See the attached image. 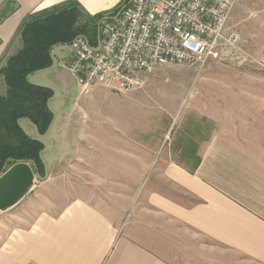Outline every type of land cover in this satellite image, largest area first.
Here are the masks:
<instances>
[{
  "label": "crops",
  "instance_id": "1",
  "mask_svg": "<svg viewBox=\"0 0 264 264\" xmlns=\"http://www.w3.org/2000/svg\"><path fill=\"white\" fill-rule=\"evenodd\" d=\"M124 2L0 0V12L10 5L0 20V67L20 49L18 30L24 20L68 5L91 16L108 15ZM54 51L53 65L31 74L29 80L54 88L43 77L56 64ZM70 53L61 55L60 60L65 56L61 65ZM63 81L65 85L67 80ZM5 89L0 75V95ZM203 110L195 113L200 119L190 117L195 123L184 124L182 142L174 150L163 149L153 167L151 162L143 166L150 176L142 188V205L135 204L134 190L128 186L104 195L99 192L101 178L93 188L85 178L81 195L70 194L62 192L59 182L50 181V175L14 205L0 210V264H176L166 255L181 264H197L198 247L205 249L206 264H213L219 254L222 264H264V147L239 140L236 127L220 123L216 127L225 128L214 129L213 110ZM22 122L28 133L31 129L35 133L34 126ZM139 207L145 229L135 228ZM151 221L168 238H185L192 244L161 245L165 241L148 227ZM155 237L157 243L151 240Z\"/></svg>",
  "mask_w": 264,
  "mask_h": 264
},
{
  "label": "rangeland",
  "instance_id": "2",
  "mask_svg": "<svg viewBox=\"0 0 264 264\" xmlns=\"http://www.w3.org/2000/svg\"><path fill=\"white\" fill-rule=\"evenodd\" d=\"M228 24L246 37L251 53L264 54V0H237ZM53 50L56 64L43 77L54 83L56 96L50 108L55 120L52 132L43 138L47 176L36 177L34 188L51 175L50 181L59 182L62 192L81 195V181L86 178L93 188L101 178L100 193L108 195L128 186L134 190L135 204L142 205V188L150 176L143 166L151 162L153 167L164 155L163 149L171 146L174 150L182 142L184 124L195 123L190 117L198 118L195 113H204L205 107L213 110L214 129H224L216 127L220 123L236 127L239 140L264 147V132L258 130H264V69L255 64L209 60L200 70L188 65L160 66L153 74L140 77V87L128 91L100 85L85 90L60 63L65 57L60 60L61 55H71L72 48ZM63 80H67L65 85ZM29 133L34 134L32 129ZM83 170L90 174H81ZM142 208L135 213V228L145 229ZM148 227L165 241L161 245L192 244L189 239L168 238L167 233L159 232L156 222ZM196 252L197 264H206L205 249L198 247ZM166 256L181 264L173 255ZM214 256L213 264H222L221 255Z\"/></svg>",
  "mask_w": 264,
  "mask_h": 264
},
{
  "label": "built area",
  "instance_id": "3",
  "mask_svg": "<svg viewBox=\"0 0 264 264\" xmlns=\"http://www.w3.org/2000/svg\"><path fill=\"white\" fill-rule=\"evenodd\" d=\"M237 0H129L97 22V41L77 36L64 63L80 87L128 91L160 66L201 69L209 60L264 69V54L228 21Z\"/></svg>",
  "mask_w": 264,
  "mask_h": 264
},
{
  "label": "trees",
  "instance_id": "4",
  "mask_svg": "<svg viewBox=\"0 0 264 264\" xmlns=\"http://www.w3.org/2000/svg\"><path fill=\"white\" fill-rule=\"evenodd\" d=\"M102 16H91L78 6L68 5L22 22L18 30L21 47L0 67L6 88L0 95V172L5 164L10 167L22 160L34 162L39 174L45 175L39 155L44 144L37 140V133L45 134L54 117L48 107L54 91L27 77L52 65L51 50L55 45L70 44L79 35L95 43L97 22ZM19 121L29 122L36 128L35 133H28Z\"/></svg>",
  "mask_w": 264,
  "mask_h": 264
},
{
  "label": "water",
  "instance_id": "5",
  "mask_svg": "<svg viewBox=\"0 0 264 264\" xmlns=\"http://www.w3.org/2000/svg\"><path fill=\"white\" fill-rule=\"evenodd\" d=\"M9 10H10V5L9 3H7L4 9L0 12V20L6 16V13ZM29 76L27 77L28 79ZM42 86H46V85H42ZM46 87H49L54 91L52 87L50 86H46ZM53 97H55V91L53 96L48 100V107L50 110L51 108L49 102ZM54 120H55V114L46 133L43 135L37 133V140L41 141L44 144V147L40 151L39 155L44 163L45 175L42 177L39 174L34 162L32 161L19 160L16 161L10 167H7L5 164L3 170L0 172V210H5L11 207L16 202H18L23 196H25L28 192H30L35 186L34 183L36 177L40 180L46 178L47 176L46 164L42 157V153L46 149V144L43 141V138L48 134Z\"/></svg>",
  "mask_w": 264,
  "mask_h": 264
}]
</instances>
